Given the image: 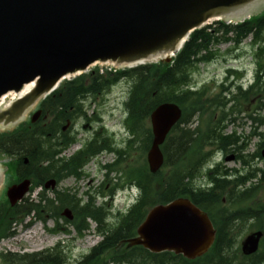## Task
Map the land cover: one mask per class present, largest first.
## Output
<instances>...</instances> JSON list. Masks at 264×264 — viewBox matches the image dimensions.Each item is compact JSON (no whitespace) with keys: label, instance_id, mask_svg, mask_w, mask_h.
Wrapping results in <instances>:
<instances>
[{"label":"trees","instance_id":"obj_1","mask_svg":"<svg viewBox=\"0 0 264 264\" xmlns=\"http://www.w3.org/2000/svg\"><path fill=\"white\" fill-rule=\"evenodd\" d=\"M248 38H251L256 60L254 81L248 89H233L236 100L228 98V93L224 94L230 91L231 85L216 86L214 83L219 88L214 95L208 93L206 85L194 89L192 75L199 64H209L221 56L213 46L231 42L232 50H239ZM232 73L236 77L243 74L228 70V75ZM123 79L132 83L126 101V126L130 138L123 146L116 145L111 138L102 144L103 137L97 132L88 147L68 159L61 157L66 147L76 141L73 136L71 142L65 146L61 144L60 130L65 120L82 115L86 99L106 93ZM251 97H255L254 105ZM164 102L178 103L183 115L161 146L162 168L152 173L147 162L153 140L150 115ZM250 106L254 108L248 117L256 125L251 136L261 138L255 156L261 157L264 148V134L259 130L264 125V13L237 24L217 20L195 30L169 63H145L105 74L96 68L64 80L41 101L43 117L40 122H24L11 132L0 133V160L7 159L9 165L14 166L21 176L18 180L31 178L33 190L44 186L49 179L60 181L69 176L81 177L91 159L107 149L115 152L117 158L104 166L106 175L119 173V179L124 180L121 186L135 184L140 197L121 215L113 230L106 226L100 208L89 193L84 203L71 190L65 193L55 190V197L51 199L45 189L39 199L29 196L14 207L8 200L0 201V241L14 234L15 224L23 223L30 216L45 220V213L57 221L51 231L60 232L59 220L69 221L62 217L63 210L69 207L76 216L75 221H79L76 223L77 238L90 229L89 218L98 223L97 233L104 237L83 264H101L102 254H109V259L102 264H264V237L254 254L245 255L240 247L243 231H264V201L260 199V193L264 191V170L250 168L244 173L217 164L204 171L216 151L233 152L244 166L251 165L248 155L243 154L246 143L239 145L245 135L226 133L229 123L237 119L232 115L250 111ZM199 116L204 119V126L200 122L192 127ZM251 136L244 139L249 140ZM202 176H206V183L198 181ZM179 197L190 198L207 211L217 229L216 241L206 254L191 260L169 251L153 253L142 246H118L121 239L136 235L151 207ZM0 263L67 264V260L57 246L24 254L1 253Z\"/></svg>","mask_w":264,"mask_h":264},{"label":"water","instance_id":"obj_2","mask_svg":"<svg viewBox=\"0 0 264 264\" xmlns=\"http://www.w3.org/2000/svg\"><path fill=\"white\" fill-rule=\"evenodd\" d=\"M263 10L264 0H0V99L31 85L10 105H0V130L25 121L63 80L87 72L95 63L124 67L158 58L170 62L190 34L210 21L244 22ZM41 114L36 111L32 121ZM182 114L174 102H164L151 113L153 141L147 155L151 172L162 168L161 146ZM6 170L0 162V187ZM30 185L26 179L8 188L12 206L25 197ZM55 185L52 179L45 187ZM64 214L70 217L71 210ZM216 234L208 213L191 199L179 197L152 207L138 235L127 243L196 259L210 250ZM263 237L262 230L249 233L241 242L242 252L256 253Z\"/></svg>","mask_w":264,"mask_h":264},{"label":"rangeland","instance_id":"obj_3","mask_svg":"<svg viewBox=\"0 0 264 264\" xmlns=\"http://www.w3.org/2000/svg\"><path fill=\"white\" fill-rule=\"evenodd\" d=\"M210 21L209 24H211ZM251 38H248L244 41V44L239 50H232V43H221L219 45L213 46V49H217L221 56L215 60L213 63L206 64L201 63L198 66V69L193 72L192 75V85L194 89H199L206 84L209 87V94L214 95L219 91V88L214 86H220L223 81H225L226 71L229 65L240 68L243 71V77L241 78H233L235 84L244 83V87L250 84L255 75L256 71V60L253 54V49L251 47ZM96 68H102L100 65H95L90 70H94ZM109 68V67H108ZM106 69V68H105ZM89 70V71H90ZM88 71V72H89ZM237 80V81H236ZM230 81V80H229ZM228 81V82H229ZM237 82V83H236ZM131 80L123 79L118 82L114 86H112L106 93L102 95H98L96 98L91 97L86 100L85 108L89 115H96L97 123L93 124L94 129L92 130L89 126L82 128L83 123L77 124V127L80 129L76 134V144L71 147L65 155L61 154L60 156L63 158L72 157L77 151L81 148V143L83 140H87L90 136L92 137V133L95 132V128L98 130L100 127L105 129V132L102 137L103 140L101 143H106L109 141L108 138H111L112 141L118 145L123 146L125 142L130 138V134L128 132V128L126 126V101L129 96V91L131 88ZM9 102V98L6 99V103ZM248 103H246L247 105ZM246 110L247 106H243ZM254 108V107H253ZM252 111V106H250V111H242L239 115L233 114V117H237L234 122L229 123V126L226 128V133L233 134L237 133L240 136H243L239 142V145L246 143L243 154L248 155V158L251 163L250 166H244L241 161H239L236 157V154L233 152H221L216 151L212 156L209 164L205 167V170L208 167L216 166L220 164L222 168H228L230 170H240L244 173H247L250 168L264 170V158L255 156L258 144L261 141V138L257 136H251L252 132L255 130V122L249 118V114ZM202 123L204 126V119L199 117L195 118V122L192 127ZM259 130L264 134V125L259 128ZM107 132V134H106ZM0 133L1 130H0ZM246 136H251L250 139H244ZM65 156V157H64ZM232 156H234L232 158ZM117 158L115 152H103L100 155H97L96 158H93L88 165L83 170V174L81 177H68L66 180L62 181L59 185L55 186V190L64 191V193L68 190H72V194H76V198L83 199V203L86 202L85 199L89 197L88 193L95 195L97 193L98 188L103 186L105 188V177L106 170L102 166L111 163L114 159ZM231 158V159H230ZM6 161V159H5ZM16 175V169L13 165H10V169L8 170V182L11 181V177L14 179ZM120 174L114 172L112 177L117 178ZM199 182L206 183V176H202L198 180ZM247 186H250V183H247ZM125 188V187H124ZM122 188V189H124ZM64 189V190H63ZM7 186L3 185L0 189V201L4 200L6 195ZM115 194L118 190H115ZM43 192L41 187H35V189L30 192L31 199H39L40 194ZM131 192H126V194H122L113 199L112 210H114L113 215L115 216L117 212L127 211V209L133 204L136 200V195L138 194L136 191L134 194H130ZM49 198H54L55 193L52 189L46 193ZM102 200L101 198H99ZM261 201H264V191L260 193ZM45 220L43 219H35L33 216L31 218H26L23 223H18L14 225L12 229L14 234L8 238H5L0 241V255L1 253H13V254H24L26 252H37L44 251L46 249L52 248L57 245L58 242L63 240L64 242H68V240L73 239L71 244V249L67 251V264H76V258L81 257L83 254L89 252L90 248L97 245L98 241L101 240L102 235L99 233H95L97 228L96 221L92 220L88 221L90 224V229L86 231L83 237L75 238V231L69 226V232L60 231L54 232L51 231L56 222L53 218H51L48 214L45 213ZM115 220V219H114ZM64 220H60L62 224ZM37 232V233H36ZM251 231H243L240 243L242 239ZM69 241V245H70ZM109 254H105L102 256L100 263L109 259ZM16 258L15 256H13Z\"/></svg>","mask_w":264,"mask_h":264},{"label":"flooded vegetation","instance_id":"obj_4","mask_svg":"<svg viewBox=\"0 0 264 264\" xmlns=\"http://www.w3.org/2000/svg\"><path fill=\"white\" fill-rule=\"evenodd\" d=\"M228 91H225V92L228 93ZM233 99L236 100L237 97L236 96L235 97L233 96ZM251 101H252V105L255 104V97H251ZM85 102H86V100L84 101V103L82 105V109H83V114L82 115H80V116H73V118H67L65 120L64 124H62L61 130H60V141H61V144L63 146H65V144L67 142H71L72 139L74 138L73 136L76 137V134L80 130L77 127L78 122L79 123H83L82 124V128H85V127H88L89 126L92 130L94 129L93 124L94 123H97V121H96V115L92 116V115H89L87 113V110L85 108ZM38 109H40L39 106H37L30 113V115L28 117V121L32 122L31 121V115L35 111H37ZM41 117L39 119H37L35 122H32V123H38V122H40ZM97 132H99L103 136V134L105 132V129L103 127H100L99 130H98V127H97V129L95 128V132L92 133L93 136L92 137L90 136L87 140H83L82 143H81L80 148L88 147L89 146V143L94 140ZM103 138H105V137H103ZM76 142H77V140L74 141V143L73 142L70 143L66 147L67 149H65L63 151V155H65L67 153V151L71 147H73V145L76 144ZM104 143H102V144H104ZM104 151L106 152L108 150L107 149H104L102 152L98 153L97 155L102 154ZM8 177H10V176L7 175V181H8ZM16 177L19 178L18 173H17V176ZM67 178L68 177H64L63 179H61L60 183L62 181H64V180H66ZM18 183H20V182H18ZM60 183H57V185H59ZM120 183L121 182L119 180V176L117 178H113L112 177V174H109L108 176L106 175V177H105V183H104V184H106L105 185V189H103L102 186L100 185V187L98 188L99 192L96 193L95 198H94L95 205L100 208L101 213L103 214V218H104V221L106 223V226L109 228V230L115 229V227L119 224V221L121 219V216H120L121 215L120 214L121 212H117V214L114 217L113 216L111 217V215H113V213H114V210H112V205H113V202L112 201L114 199L113 196L111 195L112 194V187H113V185L119 186ZM99 198H101L102 200H100ZM75 217L76 216L72 212V214H70V217H69V219L72 220V221H68L67 222L66 220H64L62 222L63 223V226H61V229L65 230V228H66L65 225H67V226H70L71 228H73L74 231H75V233H76L77 232L76 231V223H78L79 221H75ZM91 220H93V219L91 218ZM97 225H98V223H97ZM125 240L126 239H121L120 241H118V246L121 247V248L126 247L127 246V243L125 242ZM69 241L71 242L70 245L68 244ZM72 241H73V239L68 240V242H64V241L61 242L60 247H59V250H61L64 255H66L67 254V251L69 249H71ZM98 243L93 248H90V250H89L88 253L83 254L81 257L76 258V260H75L76 261V264H83V262H86V256L92 253L93 249L99 245ZM102 255H104V254H102ZM66 258H67V255H66Z\"/></svg>","mask_w":264,"mask_h":264},{"label":"bare ground","instance_id":"obj_5","mask_svg":"<svg viewBox=\"0 0 264 264\" xmlns=\"http://www.w3.org/2000/svg\"><path fill=\"white\" fill-rule=\"evenodd\" d=\"M30 86H31L30 84H29V85H26L24 91L21 92V93L16 94L15 92H12L11 94L5 95V96L2 98V102H3V99L6 98V97H8L9 95H11L10 98L13 99V98H16V97H18V96H22V95L26 94V92H27V90L29 89ZM36 233H37V232H36Z\"/></svg>","mask_w":264,"mask_h":264}]
</instances>
